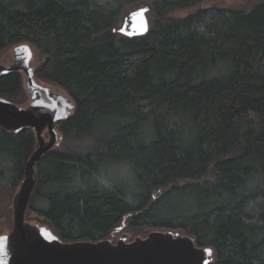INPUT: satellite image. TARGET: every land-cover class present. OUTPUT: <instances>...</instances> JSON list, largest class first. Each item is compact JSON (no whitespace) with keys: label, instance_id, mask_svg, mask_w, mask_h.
<instances>
[{"label":"trees","instance_id":"obj_1","mask_svg":"<svg viewBox=\"0 0 264 264\" xmlns=\"http://www.w3.org/2000/svg\"><path fill=\"white\" fill-rule=\"evenodd\" d=\"M206 1L0 0V57L29 44L36 78L75 103L36 164L28 222L64 242L113 240L123 225L136 238L180 232L212 248V264H264V0ZM146 2L149 33H117ZM0 96L25 106L24 76H0ZM36 146L32 129L0 128V224ZM109 166L133 181L108 182Z\"/></svg>","mask_w":264,"mask_h":264},{"label":"water","instance_id":"obj_2","mask_svg":"<svg viewBox=\"0 0 264 264\" xmlns=\"http://www.w3.org/2000/svg\"><path fill=\"white\" fill-rule=\"evenodd\" d=\"M150 14L148 6L132 7L115 31L128 38L143 37L151 28ZM36 54L29 44H22L14 47L10 65L0 64V76H24L29 98L27 106H20L0 96V128L15 134L32 129L37 140L13 199V230L0 236V264H212L214 250L198 247L194 237L180 232L154 231L134 240L123 236L117 242H64L47 226L27 221L37 183L36 164L61 145L63 137L57 124L75 111V103L64 91H54L36 78Z\"/></svg>","mask_w":264,"mask_h":264},{"label":"rangeland","instance_id":"obj_3","mask_svg":"<svg viewBox=\"0 0 264 264\" xmlns=\"http://www.w3.org/2000/svg\"><path fill=\"white\" fill-rule=\"evenodd\" d=\"M258 1H260V0H207L206 2H204L202 4V6L200 8H205V9L208 8L209 9V8H212L215 6H229V7L248 8V7L252 6L253 4L257 3ZM148 5L149 4L146 2V3H143L141 6H148ZM194 11L195 10L181 11V12L174 14V17L185 18V17L189 16L190 14H192ZM149 17L152 21L151 14L149 15ZM13 49L14 48L8 50V52H6L5 54H3L0 57V64L10 65L12 63ZM39 64H40V57H39V54L37 53L36 58L33 62V65L36 68ZM42 84L52 88L54 91L59 90L58 88L51 86V85H48L46 83L42 82ZM28 103H29V100L25 106H27ZM45 137L49 138L47 133L45 134ZM102 174L104 176L103 178H105L108 182H112V180L113 181L114 180H122L126 183H130L133 181V176H132L130 169L128 167H124V166H109L107 169L102 170ZM101 182H103L105 184V182L103 180ZM12 210H13V202H12ZM31 224H38V223L31 222ZM13 226H14V223H13V215H12L11 221H7V222L0 224V236L5 235V234H9L13 230ZM123 236H126L128 238V240L136 239V236L133 233L125 232V230L123 228L122 231L115 234V236L113 237V240H115L117 242Z\"/></svg>","mask_w":264,"mask_h":264},{"label":"flooded vegetation","instance_id":"obj_4","mask_svg":"<svg viewBox=\"0 0 264 264\" xmlns=\"http://www.w3.org/2000/svg\"><path fill=\"white\" fill-rule=\"evenodd\" d=\"M12 61H13V59H12Z\"/></svg>","mask_w":264,"mask_h":264}]
</instances>
